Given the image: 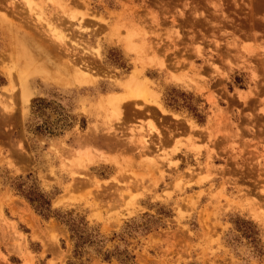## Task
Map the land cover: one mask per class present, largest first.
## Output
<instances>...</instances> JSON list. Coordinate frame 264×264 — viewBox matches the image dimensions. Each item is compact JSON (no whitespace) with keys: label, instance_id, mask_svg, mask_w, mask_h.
<instances>
[{"label":"rangeland","instance_id":"1","mask_svg":"<svg viewBox=\"0 0 264 264\" xmlns=\"http://www.w3.org/2000/svg\"><path fill=\"white\" fill-rule=\"evenodd\" d=\"M0 68V264H264V0H0Z\"/></svg>","mask_w":264,"mask_h":264},{"label":"bare ground","instance_id":"2","mask_svg":"<svg viewBox=\"0 0 264 264\" xmlns=\"http://www.w3.org/2000/svg\"><path fill=\"white\" fill-rule=\"evenodd\" d=\"M35 5V4H34ZM32 10V9H31ZM36 14V13H35ZM34 15V14H33ZM55 18V17H54ZM43 19V18H42ZM36 21V20H35ZM40 22V21H39ZM41 22H43V21H41ZM47 24V23H46ZM41 25V24H40ZM49 27H51L52 28V30H54V26L53 25H50V24H47ZM54 28H53V27ZM15 28V27H14ZM51 28H49V31H50V29ZM10 30V29H9ZM11 31V30H10ZM19 31V30H18ZM51 32V31H50ZM54 34H52V36L58 41V42H60L59 44L61 45V49H63V47H64V50L66 51V50H69L68 48H66L65 46H68V43H67V45H65L64 44V37L63 36H61V35H56V34H60L59 32L57 33H55L54 31H52ZM33 34L35 33V32H32ZM31 33V34H32ZM37 33H39V32H37ZM26 34H28V33H26ZM31 34H29V35H31ZM17 35H19V32L17 33ZM36 33H35V37H34V40L33 41H35L37 38H36ZM31 36H33V35H31ZM40 36L41 35H39V38H40ZM51 36V37H52ZM21 36L19 35V38H20ZM25 37V36H24ZM37 37H38V35H37ZM52 37V38H53ZM67 37V36H66ZM30 38H33V37H30ZM36 38V39H35ZM51 38V39H52ZM15 39H17V38H15ZM30 40V39H29ZM29 40H25V39H17V41H16V44H17V48H19V52H20V54H21V56L18 54V52H17V57H18V59H23V62H24V68L22 69V71L20 72V74H19V78H20V81L23 83V100H24V102H27L28 100H27V94H28V90H27V88H26V81H27V77L28 76H30L31 74H35V73H38L40 70H41V68H45V65H44V67L42 66L43 64H41L42 63V57H41V61H40V63L38 64V61H39V59H38V57H37V55H35V53H36V50L38 49V48H41V46L39 47L37 44H38V42L36 43V46L38 47H36L35 46V44H34V46L32 47V48H30L29 47V45H31L32 44V40L31 41H29ZM38 41H40L39 39H37ZM42 40V39H41ZM47 41V40H46ZM52 41V40H51ZM69 41V40H68ZM30 42H31V44H30ZM45 42V41H44ZM43 42V43H44ZM70 42V41H69ZM40 43V42H39ZM42 43V42H41ZM47 43V42H46ZM41 45V44H40ZM43 45V44H42ZM46 45V44H45ZM52 46H54V47H52ZM56 46H59L58 44H51V46L50 45H48V49H49V47H52V48H50V50L51 51H53V50H56L55 48H57V50H58V47H56ZM15 47H16V45H15ZM69 47V46H68ZM37 48V49H36ZM33 49H35V50H33ZM15 50H16V48H15ZM39 50V49H38ZM73 50V49H72ZM17 51V50H16ZM15 51V52H16ZM35 51V53H33ZM40 51H41V49H40ZM67 52V51H66ZM39 53H41V54H39ZM37 54V53H36ZM38 54L41 56L42 54H44L42 51L41 52H39L38 51ZM38 55V56H39ZM45 55V54H44ZM43 55V56H44ZM94 55V54H93ZM92 55V56H93ZM48 57V56H47ZM98 57V56H97ZM54 59V58H53ZM77 57H76V59L75 58H73L71 61L74 63V65L75 66H79V67H77L78 69L77 70H75L74 68H72V69H70V66L69 67H64V66H56L55 67V69H52V70H55V75L53 74V73H50V71L51 70H49V69H47L48 71H46L45 73H48L49 75H54V77H57V74L59 75L58 77H57V79H60V80H58V82H61V83H63L64 85H66V84H70V85H74V84H76V83H78V84H83V83H87V82H90V79L92 78L94 81H95V75H92L91 73L90 74H87V73H85L84 71H83V68H85L86 70H88L87 68H89V70H91L92 68L91 67H88V66H84V64H83V61H82V66H81V64L80 63H76L77 62ZM48 60L50 61V58L48 57ZM56 60V59H55ZM58 60V59H57ZM65 60V59H64ZM52 61V60H51ZM54 61V60H53ZM65 61H67V60H65ZM86 61V60H85ZM55 62H57V61H55ZM58 63V62H57ZM62 63V62H61ZM58 64H60V62L58 63ZM63 64V63H62ZM72 64V63H71ZM86 64V63H85ZM4 66V65H3ZM42 66V67H41ZM52 66V65H51ZM87 67V68H86ZM6 68V67H5ZM5 68H2V70L3 69H5ZM49 68H50V66H49ZM52 68V67H51ZM1 69V68H0ZM144 68L143 69H141V70H135L133 73H131V74H133L132 76H131V81H129L128 82V84H126V86H122V88H123V93H124V95H119V96H117V97H119V98H113L112 100H113V103H114V105H115V110L118 112L119 111V113L121 114V111H122V109L124 108V107H128V106H130L133 102V104L135 105V103H136V101H138V99L136 100V97H139V96H146V95H148L149 93H150V91H149V88L147 87L148 85H149V79L148 78H146V74H143L142 76H144L143 78H141V74H142V72L144 73ZM93 71V70H92ZM3 72V71H2ZM7 72V71H6ZM6 72H3V73H6ZM13 73V72H12ZM7 74V73H6ZM5 74V75H6ZM96 75H97V73H95ZM130 74V75H131ZM12 76H13V74H12ZM13 78H14V76H13ZM10 79V84H12V79L11 78H9ZM9 81V80H8ZM16 82H18V81H16ZM16 84V83H15ZM148 84V85H147ZM78 87V86H77ZM153 92L151 91V94H152ZM113 96V95H112ZM110 98V97H109ZM140 98V97H139ZM146 99H148V98H146ZM104 100V99H103ZM110 100V99H109ZM140 101H142V100H140ZM145 101V100H144ZM137 104V103H136ZM112 108V107H111ZM110 108V109H111ZM126 108H125V110H126ZM124 111V110H123ZM125 116V115H124ZM121 119V118H120ZM118 120V119H117ZM91 130V129H90ZM95 128H93L92 130H91V132L89 133V134H91V136L90 137H93L94 136V134H95ZM110 136V135H109ZM89 137V138H90ZM111 137V136H110ZM142 137H140V139H141ZM85 139V138H84ZM143 140H139L138 142H140L141 144H142V146L145 148V149H149V145H148V140H144V138H142ZM138 140V139H137ZM136 141V140H135ZM133 143H135V142H133ZM136 144H137V141H136ZM139 144V143H138ZM140 145V144H139ZM112 146V145H111ZM138 146V145H137ZM113 147V146H112ZM82 157V156H81ZM149 165H150V163H149ZM148 166V165H147ZM158 172V171H157ZM159 173V172H158ZM31 216V215H30ZM29 216V217H30ZM27 217V216H26ZM31 219V218H30ZM32 223V222H31ZM13 235V234H12Z\"/></svg>","mask_w":264,"mask_h":264},{"label":"trees","instance_id":"3","mask_svg":"<svg viewBox=\"0 0 264 264\" xmlns=\"http://www.w3.org/2000/svg\"><path fill=\"white\" fill-rule=\"evenodd\" d=\"M31 202H33L32 200H30ZM76 229H71V232H75ZM76 233V232H75ZM77 234V233H76ZM77 238V237H76ZM77 247V246H76Z\"/></svg>","mask_w":264,"mask_h":264}]
</instances>
